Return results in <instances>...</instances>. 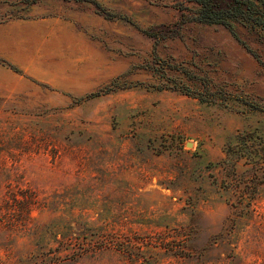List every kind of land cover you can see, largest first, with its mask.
Masks as SVG:
<instances>
[{
	"label": "rangeland",
	"instance_id": "obj_1",
	"mask_svg": "<svg viewBox=\"0 0 264 264\" xmlns=\"http://www.w3.org/2000/svg\"><path fill=\"white\" fill-rule=\"evenodd\" d=\"M98 1L158 33L177 31L175 5L193 9L186 0ZM15 8L0 7V59L22 71L0 63V264H264V182L245 157L227 155L247 134L264 145V113L156 90L162 82L142 69L153 40L88 3L44 0L23 10L28 19L6 21ZM234 32L239 40L187 24L157 56L212 91L264 106V34L238 23ZM167 76L201 92L179 72ZM115 80V92L76 103ZM27 190L41 207L30 219L7 209L9 193ZM37 225L48 229L35 234ZM51 225L83 226L84 242L109 227L131 246L67 256Z\"/></svg>",
	"mask_w": 264,
	"mask_h": 264
},
{
	"label": "trees",
	"instance_id": "obj_2",
	"mask_svg": "<svg viewBox=\"0 0 264 264\" xmlns=\"http://www.w3.org/2000/svg\"><path fill=\"white\" fill-rule=\"evenodd\" d=\"M44 0H14L13 4L8 0H0V7L5 5H13L16 7L9 13V17L6 21L10 20H25L29 17L25 15L23 10H29L39 5ZM65 2H76V3H88L96 9L97 14L103 16L107 20H125L134 26L146 37L153 40L152 45V62L149 65L143 66L142 69L149 73L151 77L162 82L160 85L154 86L158 91L169 90L176 91L182 95L195 98L200 103L214 104L217 101H234L246 106L251 111L264 113V106L251 101L246 97L231 95L225 91L218 90L212 91L209 88L208 80L199 78L191 72L187 71L184 67L177 64H170L169 61H165L157 56L158 46L167 39L181 38L180 29L187 24H200V25H217L231 32V34L239 40L237 34L234 32V24L238 23L246 28L256 30L264 34V0H186L192 3L193 9H188L182 4L175 5V8L181 13L179 23L177 25V31H162L153 32L151 30L142 29L132 18L114 13L108 10L98 0H63ZM171 34V35H168ZM241 42V41H239ZM242 43V42H241ZM244 48L252 56L256 57V54L245 44L242 43ZM0 63L6 66L15 73L22 74V71L11 62L0 59ZM261 66L264 64L260 61ZM167 71H176L181 73L191 82H199L201 84V92L192 90L187 85L177 82L175 79L167 76ZM120 85L117 80L113 81L109 86L104 87L98 91L92 92L85 97L77 99L76 103L81 104L85 101L98 98L104 95H109L116 90L120 89ZM257 137L253 134H247L239 137L237 144L234 147H229V158L237 162L241 158H246L251 164L255 165L257 172V182H264V145L257 143ZM251 148L257 149L258 159L254 160L251 155ZM10 200L7 201L8 210L17 207L18 212L21 216H25L30 219L32 211L36 208L39 209L40 203L37 199V194L31 190H27L20 194L9 193ZM18 196H21L19 198ZM12 203L10 206L9 204ZM36 233L40 230L47 231L46 226L37 225L35 226ZM56 228V227H55ZM50 233L53 235L54 240L58 243L61 248L60 251L67 252V256L71 257H82L89 254H96L102 249H110L117 247L121 251L126 252L130 248L131 244L122 242L119 235L113 232H108L109 227L99 229L101 232L98 238L91 241L84 242L82 235H84V227L79 226L73 229L72 226L66 227V230L54 229L52 225L49 227ZM62 238V240H60ZM133 259V258H132ZM135 259V258H134ZM133 259V260H134Z\"/></svg>",
	"mask_w": 264,
	"mask_h": 264
}]
</instances>
